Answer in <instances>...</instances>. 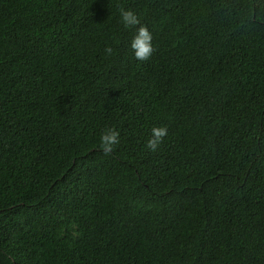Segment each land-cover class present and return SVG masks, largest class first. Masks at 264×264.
Wrapping results in <instances>:
<instances>
[{"label":"trees","instance_id":"16d2710c","mask_svg":"<svg viewBox=\"0 0 264 264\" xmlns=\"http://www.w3.org/2000/svg\"><path fill=\"white\" fill-rule=\"evenodd\" d=\"M0 264H264V0H0Z\"/></svg>","mask_w":264,"mask_h":264},{"label":"clouds","instance_id":"9594fccd","mask_svg":"<svg viewBox=\"0 0 264 264\" xmlns=\"http://www.w3.org/2000/svg\"><path fill=\"white\" fill-rule=\"evenodd\" d=\"M121 21L126 28H131L140 24L138 16L131 10H121ZM152 34L146 26H140L136 35L131 41V48L134 51L135 58L140 61L149 59L153 53ZM107 54L112 53L111 48H106ZM166 127H154L152 129V138L147 142V148L150 151H157L163 138L167 135ZM119 143V133L115 129L108 128L100 137V148L105 155L111 154L115 146Z\"/></svg>","mask_w":264,"mask_h":264}]
</instances>
